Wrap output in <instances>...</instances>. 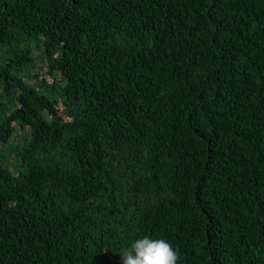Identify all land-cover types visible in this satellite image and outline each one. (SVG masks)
<instances>
[{
	"label": "trees",
	"instance_id": "trees-1",
	"mask_svg": "<svg viewBox=\"0 0 264 264\" xmlns=\"http://www.w3.org/2000/svg\"><path fill=\"white\" fill-rule=\"evenodd\" d=\"M264 264V0H0V264Z\"/></svg>",
	"mask_w": 264,
	"mask_h": 264
},
{
	"label": "clouds",
	"instance_id": "clouds-1",
	"mask_svg": "<svg viewBox=\"0 0 264 264\" xmlns=\"http://www.w3.org/2000/svg\"><path fill=\"white\" fill-rule=\"evenodd\" d=\"M179 255L165 239L148 236L137 239L122 250L120 264H177Z\"/></svg>",
	"mask_w": 264,
	"mask_h": 264
}]
</instances>
